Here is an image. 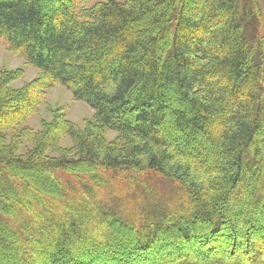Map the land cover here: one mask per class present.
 Returning <instances> with one entry per match:
<instances>
[{
  "label": "trees",
  "instance_id": "1",
  "mask_svg": "<svg viewBox=\"0 0 264 264\" xmlns=\"http://www.w3.org/2000/svg\"><path fill=\"white\" fill-rule=\"evenodd\" d=\"M0 41L40 72H0V264H264V0H0ZM56 86L85 128L26 126Z\"/></svg>",
  "mask_w": 264,
  "mask_h": 264
},
{
  "label": "rangeland",
  "instance_id": "2",
  "mask_svg": "<svg viewBox=\"0 0 264 264\" xmlns=\"http://www.w3.org/2000/svg\"><path fill=\"white\" fill-rule=\"evenodd\" d=\"M96 1L97 0H92V3H95ZM20 69L24 71V76L21 78L20 81H17L13 84L14 87H21L24 84L32 82L33 80L37 79L40 75L38 69H35L30 65H26L23 59L19 57L16 53H14L9 48V46H7V44L0 41V72L17 71ZM54 111L62 112L70 122L74 123L79 128H85L87 126V123H89L92 120V117L94 116V111L89 105L82 101H76L72 96L71 92L68 91L66 88L62 86H56L48 90L45 96V102L40 107V112L37 115L32 116L26 122V126L28 128L34 129L35 131H40L42 128V120H45L46 122L51 121L52 117L50 114H52ZM15 132L16 129L13 130L11 134ZM105 138L107 142L114 143L113 141L117 139V136L115 133L107 132L105 134ZM60 144L64 148H70L72 147V140L70 137H65ZM199 150L201 151V149ZM260 227L264 229V225H260ZM233 232H235V234L228 239L229 241H231L230 247L228 248V250L225 249V252L227 251L226 254L229 255V257H233L238 254V251L234 248V246H232L234 242H238L241 240L244 241L243 245H247L249 242L248 234L250 233H248V229H242L241 225H237ZM233 232H231V234ZM244 238H246L248 242L246 241V239L244 240ZM117 248L121 249V251H124L122 249L126 248V246L122 248L121 246H119ZM83 254L84 252L80 253L79 255Z\"/></svg>",
  "mask_w": 264,
  "mask_h": 264
}]
</instances>
